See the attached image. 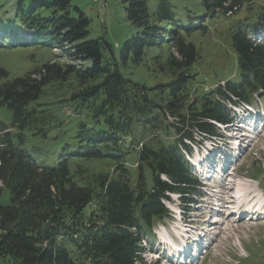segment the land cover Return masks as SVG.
<instances>
[{
	"label": "trees",
	"instance_id": "trees-1",
	"mask_svg": "<svg viewBox=\"0 0 264 264\" xmlns=\"http://www.w3.org/2000/svg\"><path fill=\"white\" fill-rule=\"evenodd\" d=\"M34 1L22 29L0 28L3 45L8 39L41 50L32 56L40 67L23 77L8 80L0 68V107L12 113L10 126L0 122L8 131L0 137V257L11 264H144L145 239L171 219L165 201H185L201 187L188 141L219 137L220 126L235 121L229 104L264 99V42L257 41L264 0H202L203 14L171 0H123L127 19L141 31L118 54L106 37L90 38V18L72 0ZM245 3L250 15L232 27L236 72L194 94L198 52L185 36L207 33L217 15ZM165 46L174 51L155 70L168 82L148 87L123 74L122 65ZM55 48L63 63L46 60ZM207 75L209 85L215 77ZM47 91L58 95L47 100ZM63 107L76 117L66 120ZM25 132L60 145L56 163L39 156ZM92 161L111 170L91 172L83 164Z\"/></svg>",
	"mask_w": 264,
	"mask_h": 264
},
{
	"label": "rangeland",
	"instance_id": "rangeland-1",
	"mask_svg": "<svg viewBox=\"0 0 264 264\" xmlns=\"http://www.w3.org/2000/svg\"><path fill=\"white\" fill-rule=\"evenodd\" d=\"M20 1L0 0V28L14 25L15 28L22 29L21 19L24 13H27L29 7L33 6L35 1L24 0L21 8L19 7ZM171 1L179 10L187 7L190 10L204 13L202 0ZM153 2L151 0L152 5L154 4ZM251 3L249 5L248 3L243 4L231 15H222L221 17L217 15L218 18L214 20L212 25L207 26V33L185 36L196 45L198 52V64L192 69L193 74H196L195 80L197 81V84L195 83L194 85L196 88L193 89L194 94H197L199 88L200 91H204L206 88L214 90L218 85L223 84V80L219 79L220 76L228 77L232 72H236L234 71L236 70L234 61L236 55L232 49L231 39L232 27L236 22L250 15L249 8ZM72 8L79 9L90 18V38L106 37L117 54L121 51L125 42L132 39L141 31L127 19L125 12L126 4L123 0H72ZM42 14L48 18L47 12H43ZM2 36L3 34L0 32V68L8 73V80L23 77L26 71L31 70L34 66L40 67L41 62L34 60L32 56L37 55L41 50L35 51L33 48L21 49L18 46L12 45L8 39H6L7 43L3 45ZM262 38L263 36H258L257 41L264 42V38L263 40ZM253 40L256 41V39ZM173 51L172 47L169 48V46L163 47L162 50L159 48L147 50L141 63L122 65L121 70L126 77L145 84L148 87L168 82L170 76L156 71L155 65L161 64V61H166L169 53ZM61 55V50L55 48L53 53L46 52L45 58L46 60H53V62L63 63ZM156 56L159 58L155 60ZM208 73L209 77H215L212 81L211 79L208 80V82H211L209 85L203 83L202 79V77L208 76ZM5 80L6 78L0 75V83ZM54 95L57 97L58 93L47 91V100ZM234 108H236L235 104H229L230 110H234ZM252 109V112L244 113V117L256 116L260 119L262 124H260L259 128L261 130L256 132L259 135L258 138L257 136L247 134L246 138L242 140L240 137L241 133L238 132L239 130L231 129V126H222L220 133L226 137V139H220L222 142L220 140L213 142L206 141L202 142V144L199 143L201 144L199 145L198 143L188 141L193 149V154L189 157V159L191 158L189 161L191 169L205 188L199 189L198 194H195V196L186 197L185 201H181L178 195H170L171 201H165V205L171 213V219L159 223L155 228V234L145 239L146 253L143 255L144 264H174L172 261H175L176 258L171 252V247H159V241L167 244L165 234L168 232L174 240H179L178 243L184 245L185 241L183 242L184 239H180L181 237L177 233V228L182 226L184 222L190 224L192 221L196 222L197 225H186V228L190 229L189 227L197 226L198 229H201L204 226V233L202 231L198 232L201 236L210 231L208 238L203 237L200 240L201 243H204L203 251L195 264H264V215H252L251 218L246 214L244 217H239L234 213L230 214L233 210L236 211V209L224 208L221 202L217 201L220 198H217L213 193V190H216L215 188L218 185L214 180L225 173L228 175L227 178H235L237 182H241L234 185L231 194L240 190L242 198L247 200L248 197L244 196V194L248 185L249 188H253L255 191L253 197L255 198L257 195V198H261V202L264 204V175L262 174L264 172V99L258 98L257 102L252 105ZM62 113L65 114L66 120L76 117V114L70 107H63ZM239 114L242 116L241 112ZM239 114L236 115L238 119ZM0 122L5 126L11 125L12 113L7 107H0ZM0 131H2L1 128ZM172 133L175 134L173 131ZM25 134L27 141H29L28 144H32L36 148L39 156L44 159L47 158L49 164L56 163L60 145L57 146L58 144L55 142L32 137L29 132H25ZM141 143L139 148L143 144ZM128 163L129 168H136L137 163L134 154L129 157ZM214 163H216V166L215 169H212L211 167ZM83 165L89 167L91 172H108L111 170L107 164H100L94 161L84 163ZM230 174L233 176H230ZM2 192V204L7 205L10 203V193L8 190H3ZM214 199L215 202H213ZM217 202L219 204H215ZM215 205H219L221 208L219 209ZM223 205H228L229 207L236 206V204L230 203H224ZM230 209L231 211H229ZM262 210H264V205L262 206ZM183 213L184 220L182 218ZM256 213L260 214V211L256 210ZM217 216L219 217L217 218ZM215 221H217V224H214ZM224 229L225 233H223ZM188 237L191 239L190 232H188ZM0 264L11 263L9 260L0 257Z\"/></svg>",
	"mask_w": 264,
	"mask_h": 264
},
{
	"label": "bare ground",
	"instance_id": "bare-ground-1",
	"mask_svg": "<svg viewBox=\"0 0 264 264\" xmlns=\"http://www.w3.org/2000/svg\"><path fill=\"white\" fill-rule=\"evenodd\" d=\"M247 126V125H246ZM248 127H250L249 125H248ZM243 135V136H242ZM241 139L243 140V139H245L246 138V134H242L241 133ZM239 137V138H240ZM201 164V163H200ZM204 164V163H203ZM202 164V165H203ZM215 166H216V163H214V164H212V169H215ZM201 168H202V166H201ZM229 174V173H228ZM230 176H233L232 174H230ZM228 177V175H226L225 173L223 174V178H222V180L221 181H218V185H217V190H213V191H215V192H213L214 194H215V196H217V198H220V200H217V201H219V202H221V205L225 208V207H227V209L228 208H235L236 206H238V204H237V201L235 200V196H237L238 195V198H240V197H242V193H241V191L239 190L236 194H234V193H232L231 194V191L233 190V187H234V185H236V180L235 179H233V178H227ZM227 181H229V182H227ZM220 190V191H219ZM235 191V190H234ZM218 192H219V194H218ZM254 190H253V188H249V186L247 185V187H246V189H245V194H244V196H246V197H248V199L247 200H245V201H248L250 198H252V199H255L253 196H254ZM212 193V194H213ZM256 194V193H255ZM213 196V195H212ZM213 202H215V199L213 200ZM224 203H230V204H236V206L235 207H229L228 205H223ZM215 204H219L218 202L217 203H215ZM239 204H240V202H239ZM215 207H217V208H221V206H219V205H215ZM211 209V208H210ZM231 209L229 210V211H231ZM212 210V209H211ZM256 210H258V211H260V214H262V215H264V210H262V209H256ZM256 210H253L252 211V213H251V218H252V215H254L255 216V214H258V213H256ZM217 211V210H216ZM228 211V212H229ZM239 211H241V209H239ZM233 213H235V212H231L230 214H233ZM261 215V216H262ZM219 216H217V218H218ZM221 218V217H220ZM216 220H218V219H216ZM219 221V220H218ZM214 224H217V221H215V223ZM186 225H189V226H194V225H197V223L195 222L194 223V221H192V223H190V224H186L185 222L184 223H182V226H180V227H178L177 228V233L178 234H180V236L182 237V238H187L188 240H192V237H194V238H196V237H209V235H210V231H207L206 232V234H203V236H201L200 235V233H198L199 231H202V233H204V229H203V227L201 228V229H198V227L196 226V227H189L190 229H188V228H186ZM213 228V227H212ZM188 232H190V236H191V239H189V237H188ZM165 233H166V231H165ZM223 233H225V229H224V231H223ZM165 237H166V242H167V244L170 246L171 245V242H173V237L167 232L166 234H165ZM212 245V244H211ZM211 247V246H210ZM177 250V249H176ZM193 264V263H192Z\"/></svg>",
	"mask_w": 264,
	"mask_h": 264
}]
</instances>
